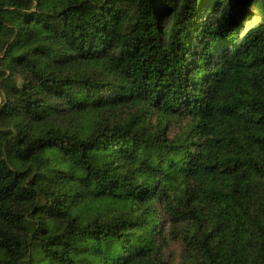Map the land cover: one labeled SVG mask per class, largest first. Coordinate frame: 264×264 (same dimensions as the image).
<instances>
[{
	"label": "trees",
	"instance_id": "16d2710c",
	"mask_svg": "<svg viewBox=\"0 0 264 264\" xmlns=\"http://www.w3.org/2000/svg\"><path fill=\"white\" fill-rule=\"evenodd\" d=\"M0 264H264V0H0Z\"/></svg>",
	"mask_w": 264,
	"mask_h": 264
}]
</instances>
